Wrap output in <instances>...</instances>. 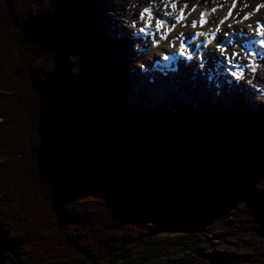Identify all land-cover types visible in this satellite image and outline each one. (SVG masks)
Segmentation results:
<instances>
[{
  "label": "trees",
  "instance_id": "1",
  "mask_svg": "<svg viewBox=\"0 0 264 264\" xmlns=\"http://www.w3.org/2000/svg\"><path fill=\"white\" fill-rule=\"evenodd\" d=\"M129 2L0 0V264H118L220 219L264 233V58L220 87L194 61L135 74L143 40L96 26ZM227 259L264 248L190 264Z\"/></svg>",
  "mask_w": 264,
  "mask_h": 264
},
{
  "label": "rangeland",
  "instance_id": "2",
  "mask_svg": "<svg viewBox=\"0 0 264 264\" xmlns=\"http://www.w3.org/2000/svg\"><path fill=\"white\" fill-rule=\"evenodd\" d=\"M239 1L240 0L235 3V8L232 9L231 18L225 20V23L222 25H219V21L227 16L232 5L220 6L216 8L217 10L215 12H212V6L205 5L204 8V11L211 13L206 23L208 34H212L210 30L214 31L218 25L220 31L216 34V38L212 41V44L205 46L203 51L194 54V57H200L202 62L209 67L210 77L215 82H218V76L226 74L232 75V72L239 70L234 66H240L244 70L245 67L253 63L251 60H253L252 58L254 57L251 58L249 56V54L251 55V53L248 52L249 49H247V46L244 45L243 42H240L239 36H236L240 31V33L243 34L242 37H247L246 33H249L248 35L253 39L255 38V40L261 38V36L257 34L258 29L256 26L258 23L264 26V4H252L244 7ZM154 5L155 6H153V0H130L128 5L126 4L125 6L118 7L114 13H105L106 17H102L99 21L100 23L96 24L98 27L101 26L103 29L107 28L111 31L119 29L130 38H141L152 42L143 52L145 53L143 60L134 61L133 70L135 74L142 72L140 71L141 64H143V68L152 70V62L160 60L163 54L161 51H164V48L160 49V46H165L169 50L172 48L178 49L181 40L183 41L192 35L191 31L195 29L191 26L192 22L197 21L198 25V22H200L198 19H201V12L198 6V9L196 10L195 8V11L192 10L193 7H187V9H184L185 24L182 25V21L168 35L167 39H158L156 42L152 35H148L147 38L141 35L145 33L139 31V28L143 26V22L139 19V14L145 7H152L154 16L164 20H174V16L179 15L180 9L177 7L176 13L172 16H165V10L161 0H154ZM168 11L171 12V8H169ZM245 16H249V19H243ZM229 25H231V27H229ZM249 26L252 27L250 28ZM180 33H183L184 36L182 35L181 37ZM263 43L264 37L262 38V45ZM220 48L227 50L226 54L228 58H231L233 53L237 54V58L233 59L231 64H229L225 56L221 54ZM131 49L133 50L132 52L135 53L138 47L136 44H133ZM262 49L264 51V47H262ZM260 50V47H258V54H261ZM158 54L160 56H158ZM153 57H155V59ZM179 57L187 58L185 56ZM194 57L192 56V58ZM160 66L163 65L160 64ZM160 69L165 70V68L161 67ZM211 210L212 205H209L202 208L201 211L206 212ZM227 227H233L231 232L232 235H229V233L227 234L223 230L221 227V219L208 224L205 231L198 233H176L171 235L160 233L152 237L141 249L136 250L129 261H120L118 264H190L198 258H201L205 263H211L214 260H218L220 254L237 253L242 256L247 253L248 250L264 248V233H261L257 224L242 219L240 221L227 222ZM223 264L245 263L243 261H231L227 259Z\"/></svg>",
  "mask_w": 264,
  "mask_h": 264
},
{
  "label": "snow or ice",
  "instance_id": "3",
  "mask_svg": "<svg viewBox=\"0 0 264 264\" xmlns=\"http://www.w3.org/2000/svg\"><path fill=\"white\" fill-rule=\"evenodd\" d=\"M161 3L163 4V8H164V15L165 16H172L174 13H176L177 11V3L174 2V0H161ZM153 6L154 5V0H153ZM187 4L183 5V8H181L179 10V15H175L174 16V20H164V19H160L156 16H154L153 11H152V7H145L143 9V11L139 14V19L143 22V26L139 28V31L141 33H145L146 35H156V34H160L159 38L160 39H167L168 35L175 29V27L180 24L184 19H185V14H184V9H187ZM245 7H247V5H245ZM171 8V12L168 11V9ZM235 8V3L232 4L227 16L219 21V25H222L225 23V20H227L228 18H231L232 16V9ZM193 11H195V6L192 9ZM217 9L213 8L212 12H215ZM258 10V9H257ZM211 15V13L207 12V11H202L201 12V19L199 22V26L202 28L204 26L205 23H207V18ZM243 19H249V16H245L243 17ZM154 21V23H153ZM170 25V26H169ZM219 25L217 26V28L212 31L211 37H209L208 33L205 32H197L195 33L196 36H205L207 39V43L211 44L213 40H215L216 38V34L219 33L220 31V27ZM193 28H196L197 25V21H193L192 25ZM229 27H231V25H229ZM250 28L252 26H249ZM155 28V32H150L151 29ZM256 28L259 30L257 34L264 36V26H261L259 23L257 24ZM166 29V31H165ZM183 35V33H181V36ZM155 43V41H154ZM171 43V42H170ZM174 46V45H172ZM199 47V46H198ZM179 51L181 53V55L186 54V48H185V44L184 42L181 40L180 45H179ZM221 54L225 56V59L228 61L229 64H231L233 59L237 58V54L233 53L231 58H228L227 56V50L224 48H220ZM170 57L165 56V59H169ZM188 59H192V56L189 55ZM237 67L239 70L236 72H232V75L240 78L244 75V70L242 67L240 66H234ZM258 65H254V64H249L248 68L250 71L252 72H256L258 69Z\"/></svg>",
  "mask_w": 264,
  "mask_h": 264
},
{
  "label": "bare ground",
  "instance_id": "4",
  "mask_svg": "<svg viewBox=\"0 0 264 264\" xmlns=\"http://www.w3.org/2000/svg\"><path fill=\"white\" fill-rule=\"evenodd\" d=\"M186 21L183 20L182 25L185 24ZM261 25V24H260ZM263 26V25H262ZM259 31V30H258ZM150 32H155V28L151 29ZM197 32H205L208 33V28L206 23L204 24V26L201 28L199 26V22H198V27L194 29V31H191L192 35L189 36L188 38H186L185 40H183L184 44H185V48H186V54L181 55L179 48L178 49H168L165 46H160V49L164 48V51H161L163 54L161 56V64L163 65V67H167L168 65L171 64L172 61H174V59L178 58L179 56H185L188 58L189 55L194 56V54H198L201 53L203 51V48L205 46H207L209 43H207V39L211 37V34H209V37L206 38L205 36H196L195 33ZM241 32V31H240ZM238 33V35H236L237 37L239 36L240 42H243L244 45L247 46V49H249L248 52L251 53V55L249 54V56L252 58L258 54V47H260V49L262 50V38L264 36L260 35L261 38L259 40H255V38H251L250 35H247V37H242L243 34ZM181 34V33H180ZM155 38V41L157 42L159 38V34L156 35H152ZM184 36V35H183ZM182 37V36H181ZM257 39V38H256ZM180 41V40H179ZM248 41V42H247ZM249 41H253V42H249ZM212 44V43H211ZM264 44V43H263ZM210 45V44H209ZM262 45V46H261ZM199 46V47H198ZM157 47V44H156ZM158 48V47H157ZM156 48V49H157ZM260 50V53H262V51ZM170 57L169 59H165V56ZM259 55V54H258ZM158 56H160L158 54ZM152 57V56H151ZM155 59V57H153ZM252 58V59H254ZM248 59V58H247Z\"/></svg>",
  "mask_w": 264,
  "mask_h": 264
}]
</instances>
